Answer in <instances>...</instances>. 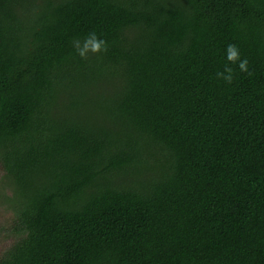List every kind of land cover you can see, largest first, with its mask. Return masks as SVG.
I'll return each mask as SVG.
<instances>
[{
    "label": "trees",
    "instance_id": "16d2710c",
    "mask_svg": "<svg viewBox=\"0 0 264 264\" xmlns=\"http://www.w3.org/2000/svg\"><path fill=\"white\" fill-rule=\"evenodd\" d=\"M0 209V264H264V0H0Z\"/></svg>",
    "mask_w": 264,
    "mask_h": 264
},
{
    "label": "clouds",
    "instance_id": "9594fccd",
    "mask_svg": "<svg viewBox=\"0 0 264 264\" xmlns=\"http://www.w3.org/2000/svg\"><path fill=\"white\" fill-rule=\"evenodd\" d=\"M73 47L75 48L79 57L88 59L89 53L96 55L102 54L107 51L106 41L100 39L95 32L89 33L81 43L80 40L73 41ZM226 59L229 64H237L241 72L251 75L248 69V60L246 58L241 59L239 49L234 44H229L226 48ZM227 73V75H225ZM217 78H222L225 82L231 83L233 80V68L225 66L223 72L216 73Z\"/></svg>",
    "mask_w": 264,
    "mask_h": 264
},
{
    "label": "rangeland",
    "instance_id": "374dc122",
    "mask_svg": "<svg viewBox=\"0 0 264 264\" xmlns=\"http://www.w3.org/2000/svg\"><path fill=\"white\" fill-rule=\"evenodd\" d=\"M10 216V213H4L1 209H0V225L4 226L8 219V217ZM7 236V231L5 229V232L4 233H1L0 231V254L2 252H4L6 250V248H8L11 243L13 242L12 238L10 237H6ZM3 237H6L3 238Z\"/></svg>",
    "mask_w": 264,
    "mask_h": 264
}]
</instances>
